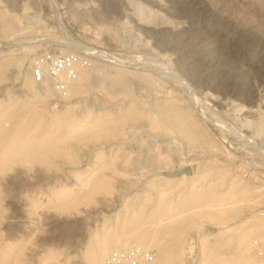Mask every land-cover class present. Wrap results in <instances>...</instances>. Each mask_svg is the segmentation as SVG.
<instances>
[{"label":"rangeland","instance_id":"1","mask_svg":"<svg viewBox=\"0 0 264 264\" xmlns=\"http://www.w3.org/2000/svg\"><path fill=\"white\" fill-rule=\"evenodd\" d=\"M54 1L40 0L49 23L0 28V124L74 127L66 156L0 173V236L25 254L8 264H88L94 241L123 226L111 251H153L152 264H264V140L241 128L264 99V0ZM131 2L163 20L140 29ZM57 13L85 49L66 42ZM48 50L91 59L79 94L37 98V86L52 89L32 78ZM99 120L110 122L107 135L81 136ZM39 130L32 137L48 134ZM184 166L192 175L168 178ZM207 191L210 205H182ZM138 217L145 241L126 229Z\"/></svg>","mask_w":264,"mask_h":264},{"label":"bare ground","instance_id":"2","mask_svg":"<svg viewBox=\"0 0 264 264\" xmlns=\"http://www.w3.org/2000/svg\"><path fill=\"white\" fill-rule=\"evenodd\" d=\"M58 3H59L58 0L54 1L55 6H57V7H58ZM131 5L133 7V13L132 14H133L135 20H137L138 22L141 23L140 24L141 27H142V25H144V27H142V28L140 27V29L147 30V28H145V26H147V27L152 26V25L157 24L158 22L163 20V17H161V15H158L157 12L149 9L148 7L143 6L142 4L134 2ZM3 7H5L6 9L3 10L5 12L4 15H1V12H0V28H5V27L11 28V29L12 28L16 29L19 27L27 28V27L31 26L32 24L36 25V24L40 23L43 25V24L49 23L48 20L45 18V11L43 10V6H42L40 0H0V9ZM90 8H92V7H90ZM22 10L24 13L23 15L19 14V12H21ZM58 10H59V8H58ZM10 12H13L14 14H11ZM93 13L96 16H98V12L96 10H93ZM59 14L60 13H57L58 21H59V25H60V31H61V34L63 35V37L65 38L66 42L69 43L74 48H77L80 50L85 49L86 48L85 46L79 44L71 36L68 29L65 27L62 16H60ZM76 81L69 83V91L68 92H70L71 96L77 95L81 92V85L75 84ZM39 85H45V84H39ZM46 86H47V84H46ZM36 88L39 89V92L37 90V91H35V94H36L37 98H39L41 100L46 99V98H50L52 96V93L55 94L54 91L50 88L46 89V90H43V87H41V86H37ZM261 99H262V97H261ZM238 112L242 113L243 110H240ZM254 113H255V115L253 116L254 117L253 120H249L248 117H245V119L242 120L241 128L244 130H251L253 132V135L255 138H262L264 140V99L261 102H259V104L257 105V109ZM19 114L17 113V114H15V116L21 117V115H19ZM68 122L69 121L66 122L64 120L58 119V120H53L48 125L44 126L41 121L23 122L21 120H19V121L16 120L14 122L15 128L14 129L12 128V130H10V129L8 130L7 128L5 129L3 124H0V132H2V133L5 132V134L9 137V138L5 139L3 136L0 139V142H1L0 143L1 144V147H0L1 148V150H0V173H6L11 168L16 166L17 164L23 163V162H25L27 165H29L28 162H31V163L32 162H37V163L41 162L42 164H44L45 161H44L43 157H46L49 155H51V157L52 156H58L59 154L60 155L63 154V155H61V157L62 156L64 157V155L66 156V154L63 153L64 151H63L62 147L65 146L70 141V139L72 137V136H70V133H72L73 128H74L72 123H68ZM109 123L110 122H108V123L102 122L101 120L96 121L94 123V126L89 127L87 132H85V134L82 133L83 135L81 134V136H87L86 138H89L88 136L95 138V137H99V136L101 137L102 135H107V133L109 131L108 130V127H109L108 124ZM45 124H47V123H45ZM19 128H20V130L22 129L23 132L19 131ZM55 128L62 131V134H60L58 136L54 135L56 132H53V129H55ZM38 129L46 130V132L48 131V134L45 136L37 135V136L32 137L34 135L33 133L37 132ZM40 130H39V133H40ZM16 131L17 132L19 131L20 134L18 133V135H16L15 134ZM185 132L188 135L190 134L188 130H185ZM7 140H10V142H8ZM263 146H264V144H263ZM263 146H261V147L263 148ZM263 152H264V149H263ZM46 162L48 164V161H46ZM31 163H30V166H31ZM33 165H35V164H33ZM100 183H99L100 184L99 188L105 189V188H108L110 186V182H107V181H101ZM79 198H81V197L79 196ZM212 202H213L212 195L210 193H208V191H207L206 193L200 192L197 195H194V197H192L191 199L183 202L182 205L184 207H186V206L192 207L194 205L195 206H197V205L198 206H201V205L204 206V205H210ZM18 204H20V203H18ZM2 212H0V214ZM2 216L3 215H1L0 219H3ZM13 218L16 219L17 217L13 216ZM9 223H10V225L14 224V223H16V220H15V222L9 221ZM143 225H145L143 220H141V218L138 217V218H135L134 220H132L131 224H129V226L126 227V229L129 230L128 228L131 227L130 228L131 231H132V229L136 231V232H134L135 233L134 237H136L137 239H139L141 241L142 240L145 241L147 238H150V237H149V231L147 230V228H144ZM8 226H9V224H8ZM123 227H122V231L124 229ZM201 228L202 227L199 228V230H198L199 232H200ZM127 230H126V232H127ZM109 231L105 232V233L103 232L104 233L103 236L98 238L96 241H94L95 247L93 248V251L92 252L90 251V253L87 252V254L85 256L86 257L85 258L86 263H88V264H103V263H101L103 257H105L114 247H116L115 245L120 240V239L118 240L117 237L119 236V238H120V236H121L118 234L122 231H120L119 233H117V230H116V232H113V231L109 232ZM8 235H6V236H8ZM12 236H13V234H12ZM3 237L4 236H0V264H8L9 259H11L13 257L16 259L17 262L22 263L25 259V254H24L23 248L21 247V248L17 249L15 252L13 245H9L8 243H4ZM82 237H85L84 239H86L87 235H83ZM64 239H66V238H62V236H59L58 238H56L57 242L60 244H63ZM53 240H51V241H53ZM79 240L80 239H76V238H74V236H72L73 243L74 242L76 243L74 251L79 250V246H80ZM90 244H92V241H90ZM161 252H163V251H161ZM29 255H31V254H29ZM36 259H37V257H36ZM54 259H55V257H52V255H50V257H48L47 260L49 262V261L54 260ZM161 259H163V258H161ZM33 264H35V263H33ZM83 264H85V263H83ZM158 264H161V263L158 262Z\"/></svg>","mask_w":264,"mask_h":264},{"label":"built area","instance_id":"3","mask_svg":"<svg viewBox=\"0 0 264 264\" xmlns=\"http://www.w3.org/2000/svg\"><path fill=\"white\" fill-rule=\"evenodd\" d=\"M92 64L90 58H82L73 51L56 53L48 50L34 61L32 78L36 84L49 85L59 98H67L69 83L78 79L79 68H90ZM154 259L153 251L121 247L107 255L105 264H152Z\"/></svg>","mask_w":264,"mask_h":264},{"label":"water","instance_id":"4","mask_svg":"<svg viewBox=\"0 0 264 264\" xmlns=\"http://www.w3.org/2000/svg\"><path fill=\"white\" fill-rule=\"evenodd\" d=\"M193 171L190 166L178 167L174 171L168 174V178H176L181 177L182 175L190 176L192 175Z\"/></svg>","mask_w":264,"mask_h":264}]
</instances>
